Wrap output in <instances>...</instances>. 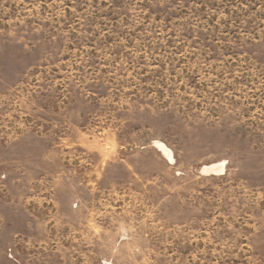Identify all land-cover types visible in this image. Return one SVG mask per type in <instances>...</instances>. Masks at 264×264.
<instances>
[{"label":"rangeland","instance_id":"374dc122","mask_svg":"<svg viewBox=\"0 0 264 264\" xmlns=\"http://www.w3.org/2000/svg\"><path fill=\"white\" fill-rule=\"evenodd\" d=\"M0 264H264V0H0Z\"/></svg>","mask_w":264,"mask_h":264},{"label":"bare ground","instance_id":"6f19581e","mask_svg":"<svg viewBox=\"0 0 264 264\" xmlns=\"http://www.w3.org/2000/svg\"><path fill=\"white\" fill-rule=\"evenodd\" d=\"M161 147H163V146H161ZM163 149L166 150V153L169 155V157L172 156L170 150L166 149L165 146L163 147ZM208 168L210 171H214V174H217L218 171H221L222 169H224V164L223 163L222 164H215V165L209 166ZM204 171L206 172V170H204Z\"/></svg>","mask_w":264,"mask_h":264}]
</instances>
